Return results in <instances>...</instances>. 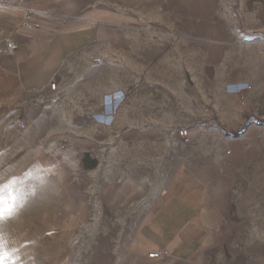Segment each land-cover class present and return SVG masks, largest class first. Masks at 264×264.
I'll return each mask as SVG.
<instances>
[{
    "label": "rangeland",
    "instance_id": "rangeland-1",
    "mask_svg": "<svg viewBox=\"0 0 264 264\" xmlns=\"http://www.w3.org/2000/svg\"><path fill=\"white\" fill-rule=\"evenodd\" d=\"M22 48L50 90L15 79ZM0 78L18 264H179L138 238L188 171L216 197L190 258L264 264V0H0Z\"/></svg>",
    "mask_w": 264,
    "mask_h": 264
},
{
    "label": "crops",
    "instance_id": "crops-1",
    "mask_svg": "<svg viewBox=\"0 0 264 264\" xmlns=\"http://www.w3.org/2000/svg\"><path fill=\"white\" fill-rule=\"evenodd\" d=\"M62 35L66 41L71 39V31L64 32ZM14 55L18 61V72L15 71L14 76L18 83L23 85L24 90H32L33 88L50 90L49 81L53 72L51 68L53 63L50 62V68H47L48 64H43L42 68L39 67L35 58L30 56L31 53L26 51V48L15 52ZM43 55H46L45 49ZM51 59H54L53 53L50 56ZM6 81V79L0 78V90L3 93L13 88ZM59 82L61 86L62 82L58 80ZM197 173L200 175L201 171ZM187 174V182L182 179L181 183L178 184L182 187H188V195L194 197L191 200H186L178 192L169 191L158 201L152 218L143 224L142 229L145 237L140 234L138 239L147 246L145 252H149V254L152 253L150 250L153 248L160 250L165 256H168L170 252L174 256L173 260L179 264H213L214 260L202 258L194 261L190 257L197 251L211 250L215 245L212 235L216 224L214 225L213 216L212 214L208 215L207 210L211 209L214 202L216 203V197H213L214 191L211 192L212 190L207 188L204 191L199 186L200 180L206 181L205 175H200V178L192 175L190 171ZM209 182L211 181H207V184ZM184 189L183 191H185ZM211 193L213 194L212 197ZM208 202L211 207L207 206ZM216 248L218 247L215 246Z\"/></svg>",
    "mask_w": 264,
    "mask_h": 264
},
{
    "label": "snow or ice",
    "instance_id": "snow-or-ice-1",
    "mask_svg": "<svg viewBox=\"0 0 264 264\" xmlns=\"http://www.w3.org/2000/svg\"><path fill=\"white\" fill-rule=\"evenodd\" d=\"M11 183L0 185V221L11 218L16 214L20 206V198L15 193ZM17 250H8L4 239L0 236V264H18Z\"/></svg>",
    "mask_w": 264,
    "mask_h": 264
},
{
    "label": "built area",
    "instance_id": "built-area-1",
    "mask_svg": "<svg viewBox=\"0 0 264 264\" xmlns=\"http://www.w3.org/2000/svg\"><path fill=\"white\" fill-rule=\"evenodd\" d=\"M94 63L96 65H100V64L103 63V59L102 58H95L94 59ZM52 88L56 89V84H53ZM164 256H165V254L163 252H161V251H156V252H152V253L149 254V258L155 259V260L160 259V258H162Z\"/></svg>",
    "mask_w": 264,
    "mask_h": 264
}]
</instances>
